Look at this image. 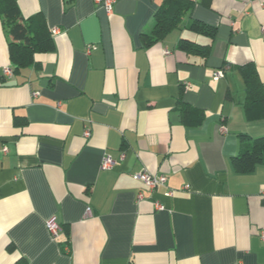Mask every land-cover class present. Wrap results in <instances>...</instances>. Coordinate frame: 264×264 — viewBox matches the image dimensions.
Returning <instances> with one entry per match:
<instances>
[{"label": "crops", "instance_id": "crops-1", "mask_svg": "<svg viewBox=\"0 0 264 264\" xmlns=\"http://www.w3.org/2000/svg\"><path fill=\"white\" fill-rule=\"evenodd\" d=\"M17 1L23 17L44 15L55 49L5 74L0 18V264H264V163L232 161L241 133L264 135V118L246 117L240 70L254 63L264 86V0H194L149 46L142 33L164 0H115L111 12L96 0ZM182 38L210 44L207 58ZM183 104L203 121L185 123ZM142 171L166 174L174 194Z\"/></svg>", "mask_w": 264, "mask_h": 264}, {"label": "trees", "instance_id": "trees-1", "mask_svg": "<svg viewBox=\"0 0 264 264\" xmlns=\"http://www.w3.org/2000/svg\"><path fill=\"white\" fill-rule=\"evenodd\" d=\"M195 6L194 0H164L155 13L153 29L149 33H142V40L146 46L156 43L175 27L179 26L185 13ZM0 18L6 34L9 37L8 52L14 72L40 63L35 59L36 53L50 52L55 49L53 34L42 13L23 17L17 0H0ZM187 27L205 35L214 37L216 28L201 20L191 19ZM179 48L187 53H194L207 58L210 44H200L190 39L182 38ZM245 81L246 100L245 114L248 120L264 118V86L260 80L254 63H246L240 67ZM229 96V95H228ZM183 119L187 124H200L205 118L202 111L191 109L183 104ZM242 144L239 153L232 159L236 169L240 171L253 170L264 163V135L251 138L241 133Z\"/></svg>", "mask_w": 264, "mask_h": 264}, {"label": "built area", "instance_id": "built-area-1", "mask_svg": "<svg viewBox=\"0 0 264 264\" xmlns=\"http://www.w3.org/2000/svg\"><path fill=\"white\" fill-rule=\"evenodd\" d=\"M96 2L103 4L109 12L113 10L115 0H96ZM59 30L54 29V33H57ZM229 66H225L224 68L218 69L214 72V77L216 79H219L224 76L225 70H227ZM4 73L12 75L13 74V69L9 66L4 68ZM115 163V160L109 155L105 156L102 162V167L103 168H110L112 165ZM137 177L143 181L150 189H154L159 186H166V194L167 195H173L174 194V189L170 188L167 186V180L168 176L164 173L161 174H155V173H150L148 171H142L137 174ZM157 207L159 209L163 208V206L160 203H157ZM48 231L50 235L53 238H58L60 234L62 233V226L55 220V218L48 219L46 222ZM262 238L264 239V232H262Z\"/></svg>", "mask_w": 264, "mask_h": 264}]
</instances>
